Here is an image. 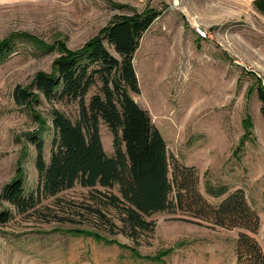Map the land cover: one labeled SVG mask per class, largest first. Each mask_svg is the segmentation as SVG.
Listing matches in <instances>:
<instances>
[{
	"label": "rangeland",
	"instance_id": "1",
	"mask_svg": "<svg viewBox=\"0 0 264 264\" xmlns=\"http://www.w3.org/2000/svg\"><path fill=\"white\" fill-rule=\"evenodd\" d=\"M163 1H0V39L10 38L15 45L0 58V195L18 169L25 173L26 193L36 190V148L27 134L40 132L48 161L52 107L74 121L80 116L79 102L48 101L34 87L40 103L18 106L16 85L31 86L39 71H52L63 49L81 48L116 16L151 7L164 11L140 41L134 58L140 93L130 94L150 112L169 155L197 167L200 190L209 201L217 204L231 191L244 190L260 215L255 237L264 244V117L252 89L256 77L264 84V14L250 0H180L170 12ZM199 15L209 19L210 37L196 33ZM100 86L98 80L86 102ZM41 119L47 120L44 128ZM100 133L106 152L113 155V134L104 121ZM221 185L228 189L224 195L208 193ZM98 190L117 193L116 188L98 186L96 191L77 183L28 213H18L0 198V212L13 213L0 223V264L235 263L239 229L199 225L188 221L192 217L186 213L164 211L146 216L156 222L155 229L135 241L92 211L101 208L107 219L121 224L117 209L104 203ZM75 229L91 230L99 238Z\"/></svg>",
	"mask_w": 264,
	"mask_h": 264
},
{
	"label": "trees",
	"instance_id": "2",
	"mask_svg": "<svg viewBox=\"0 0 264 264\" xmlns=\"http://www.w3.org/2000/svg\"><path fill=\"white\" fill-rule=\"evenodd\" d=\"M253 5L264 14V0H254ZM162 14L163 10L146 7L132 15L116 16L81 48L63 49L64 54L55 59L52 71H39L31 86L16 85L13 96L18 106L27 109L37 106L42 93L48 101L79 102L80 116L74 121L61 109L51 108L54 134L48 161L40 132L27 134L36 148V190L26 193L25 173L18 169L17 175L3 187L0 198L18 213H28L43 199L77 183L96 191L98 186L116 188L117 193L98 191L104 193V203L117 209L120 225L107 219L101 208L92 210L105 218L111 229H118L136 241L142 233L155 229L156 222L146 216L179 211L190 215L192 219L188 221L199 225L239 229L234 264H264V244L255 237L261 228V218L244 190L231 191L217 204L209 201L200 190L197 167L169 155L166 140L150 112L130 94V91L140 93L134 65L140 41ZM105 40L114 46L119 57L111 53ZM13 42L10 38L0 39V58L14 51ZM98 80L101 81L99 92L86 102L87 94ZM256 81L252 89L261 102L260 112L264 117V84L261 77H256ZM33 87L39 93L31 90ZM101 121L113 134V155L104 148ZM46 125L47 120L41 119L40 126ZM208 191L220 197L228 189L221 185ZM12 216L11 211H1L0 223L8 222ZM74 231L99 238L91 230Z\"/></svg>",
	"mask_w": 264,
	"mask_h": 264
},
{
	"label": "crops",
	"instance_id": "3",
	"mask_svg": "<svg viewBox=\"0 0 264 264\" xmlns=\"http://www.w3.org/2000/svg\"><path fill=\"white\" fill-rule=\"evenodd\" d=\"M1 2L5 0H0ZM180 0H164L162 3L164 4V9L168 12L170 11H175L176 5ZM254 0H250V2L253 3ZM180 3V2H179ZM164 11V10H163ZM209 19L203 18L202 16L199 15L198 20L194 23L195 24H201L204 27H206L209 23Z\"/></svg>",
	"mask_w": 264,
	"mask_h": 264
},
{
	"label": "built area",
	"instance_id": "4",
	"mask_svg": "<svg viewBox=\"0 0 264 264\" xmlns=\"http://www.w3.org/2000/svg\"><path fill=\"white\" fill-rule=\"evenodd\" d=\"M194 29L199 37H210V33L206 27L201 24L194 25Z\"/></svg>",
	"mask_w": 264,
	"mask_h": 264
}]
</instances>
